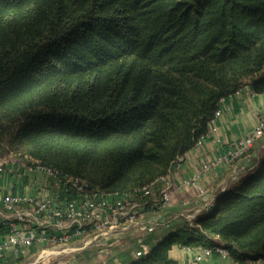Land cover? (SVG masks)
Listing matches in <instances>:
<instances>
[{
  "label": "trees",
  "instance_id": "trees-1",
  "mask_svg": "<svg viewBox=\"0 0 264 264\" xmlns=\"http://www.w3.org/2000/svg\"><path fill=\"white\" fill-rule=\"evenodd\" d=\"M250 84L264 94V0H0V155L107 192L167 175ZM193 221L132 264H177L173 246L216 237L264 260V158Z\"/></svg>",
  "mask_w": 264,
  "mask_h": 264
},
{
  "label": "built area",
  "instance_id": "built-area-1",
  "mask_svg": "<svg viewBox=\"0 0 264 264\" xmlns=\"http://www.w3.org/2000/svg\"><path fill=\"white\" fill-rule=\"evenodd\" d=\"M225 99L221 100L214 119L222 114ZM259 121L250 134L239 138L217 161L205 164L204 168L230 163L257 142H264V118ZM210 133L199 139L197 145ZM182 157H178L167 175L120 196L83 177L45 165L33 155L12 153L9 158L0 160V263L16 264L27 256L37 255L35 264H50L48 257L52 253V256L69 253L76 243H81L83 248L101 247L103 239L115 232L132 228L151 232L159 226L170 227L172 220L153 219L147 212L148 208L163 209L171 204L176 190L168 177ZM10 180L11 187L7 184ZM183 184L197 197L208 191L198 172L184 179ZM215 197H210L205 209L213 206ZM192 249L197 251L193 264H211L206 259L212 255L231 256L223 242L215 247ZM148 252L141 248L136 254L139 258Z\"/></svg>",
  "mask_w": 264,
  "mask_h": 264
},
{
  "label": "crops",
  "instance_id": "crops-1",
  "mask_svg": "<svg viewBox=\"0 0 264 264\" xmlns=\"http://www.w3.org/2000/svg\"><path fill=\"white\" fill-rule=\"evenodd\" d=\"M222 109V114L211 122V133L201 144L188 150L172 168L168 178L172 188L176 190V195L171 204L163 209L152 207L147 212L148 217L172 220L171 228L186 221L190 222L204 213L211 196L233 188L244 176L258 169L264 158V142L251 147L243 157L230 163L211 166L207 170L204 168L205 164L217 161L239 138L250 134L259 120L264 118V94L256 93L251 84L246 85L225 99ZM197 172L201 174L203 184L208 187L207 193L202 197H197L191 188L183 184L184 179ZM7 184L12 186L13 182L10 180ZM170 227L159 226L151 232L135 228L122 233L115 232L103 239L101 247L90 245L83 248L81 243H76L75 249L66 254L75 257L73 259L79 264H132L138 259L136 253L139 249L150 250L172 230ZM216 241L223 242L218 237ZM196 252L190 247L175 245L169 255L177 264H193ZM206 262L264 264L263 259L237 260L232 256L223 257L221 254L208 257Z\"/></svg>",
  "mask_w": 264,
  "mask_h": 264
},
{
  "label": "rangeland",
  "instance_id": "rangeland-1",
  "mask_svg": "<svg viewBox=\"0 0 264 264\" xmlns=\"http://www.w3.org/2000/svg\"><path fill=\"white\" fill-rule=\"evenodd\" d=\"M11 155H12V153H5L3 155H0V160L7 159ZM214 239L216 240V238H214ZM37 257H38L37 255H30V256H27L26 258H24L22 261H19L16 264H33V263L35 264ZM48 258H51L50 264H79V263L75 262V260H74L75 257H71L70 254H66L64 252L59 253L58 255H53V256L50 255Z\"/></svg>",
  "mask_w": 264,
  "mask_h": 264
},
{
  "label": "bare ground",
  "instance_id": "bare-ground-1",
  "mask_svg": "<svg viewBox=\"0 0 264 264\" xmlns=\"http://www.w3.org/2000/svg\"><path fill=\"white\" fill-rule=\"evenodd\" d=\"M52 254H53V253H52ZM52 254H51V255H52ZM33 264H34V263H33Z\"/></svg>",
  "mask_w": 264,
  "mask_h": 264
}]
</instances>
